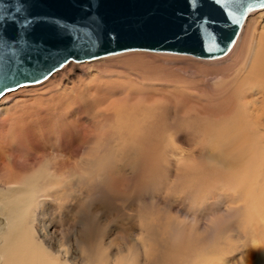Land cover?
Listing matches in <instances>:
<instances>
[{
    "label": "rangeland",
    "instance_id": "rangeland-1",
    "mask_svg": "<svg viewBox=\"0 0 264 264\" xmlns=\"http://www.w3.org/2000/svg\"><path fill=\"white\" fill-rule=\"evenodd\" d=\"M261 9L226 60L140 49L72 60L43 82L7 91L0 116L15 102L58 95L78 109L71 125L92 137L73 154L49 142L48 160L66 162L68 184L51 174L43 201L17 199L19 227L2 238L0 264H264V129L193 123L228 112L225 99L256 50ZM114 81L129 104L157 107V130L104 123L96 101L75 97Z\"/></svg>",
    "mask_w": 264,
    "mask_h": 264
},
{
    "label": "water",
    "instance_id": "water-1",
    "mask_svg": "<svg viewBox=\"0 0 264 264\" xmlns=\"http://www.w3.org/2000/svg\"><path fill=\"white\" fill-rule=\"evenodd\" d=\"M264 0H0V96L131 49L217 57Z\"/></svg>",
    "mask_w": 264,
    "mask_h": 264
},
{
    "label": "bare ground",
    "instance_id": "bare-ground-1",
    "mask_svg": "<svg viewBox=\"0 0 264 264\" xmlns=\"http://www.w3.org/2000/svg\"><path fill=\"white\" fill-rule=\"evenodd\" d=\"M261 8L264 9V5L249 10L234 43L226 53L217 57H203L202 59L217 60L224 58L222 60H226L238 43L247 18L251 13L253 14L254 11ZM260 29L261 33L256 37V50L252 53V59L248 67L239 74L235 90L225 99L228 105L226 108L228 112L222 119L217 117L205 118L196 122L194 120L193 123L199 124L202 130L244 133L246 131L264 129V92L260 89L264 87V25ZM138 50L140 49L125 50L94 59ZM71 61L65 63L58 70ZM49 77L37 83L43 82ZM100 85L101 87H92L90 95L87 93L88 90L86 88V93L82 92V94L75 95V97H89L96 101L98 103V114L104 123L118 119L125 127L138 132L158 129L159 116L157 107H141L137 106L138 104L134 105L135 103L129 104L125 87L117 81L102 82ZM134 90L128 91L127 95L134 93ZM14 96L12 95L11 98ZM9 108L11 110L10 113L0 116V186L2 187L0 189V204L3 205V208L0 206V209H3L2 212L5 214L4 216L0 211V222L3 223V226L0 227V232L7 230L5 233H0V242L3 241L2 238L4 240L7 239L19 227V214L16 210L19 197L34 195L38 201H43L48 192L45 186L48 185L51 174L58 177L62 183L67 181L63 178L69 174L66 171L68 169L66 162L48 160L50 154L47 150L49 142L55 139L60 146L64 148L67 146L68 149H71L69 151L73 154L74 151L78 150L82 144L92 137L90 133L83 132L81 129L71 125L68 116L71 112H76L75 110L78 109L73 106V103L63 101L61 96L60 100L58 95L50 96L45 100L41 98L25 99L21 103L15 102ZM169 111L171 114L177 115V110L174 108H170ZM105 139L109 140V136L106 135ZM6 160H8L7 164H5ZM35 172L38 174V176L36 175L37 177L34 176ZM75 175H73V179L77 176ZM31 180H36V185L39 187L36 189L32 187L30 185ZM66 184L68 183L66 182ZM28 188L32 191H29ZM6 211L7 213H5ZM14 244H16V240H14ZM39 258L37 255V259L31 257V260L34 261L36 259L34 262H38ZM41 259L40 263L44 264L45 258Z\"/></svg>",
    "mask_w": 264,
    "mask_h": 264
}]
</instances>
